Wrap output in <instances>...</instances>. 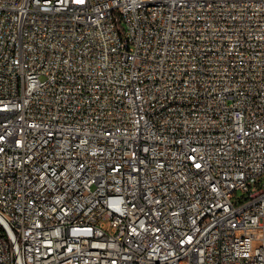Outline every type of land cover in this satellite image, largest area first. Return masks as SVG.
<instances>
[{"label":"built area","instance_id":"obj_1","mask_svg":"<svg viewBox=\"0 0 264 264\" xmlns=\"http://www.w3.org/2000/svg\"><path fill=\"white\" fill-rule=\"evenodd\" d=\"M0 264H264V0H0Z\"/></svg>","mask_w":264,"mask_h":264}]
</instances>
